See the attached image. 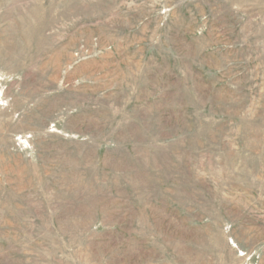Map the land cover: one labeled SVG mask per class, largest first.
<instances>
[{"label":"rangeland","instance_id":"374dc122","mask_svg":"<svg viewBox=\"0 0 264 264\" xmlns=\"http://www.w3.org/2000/svg\"><path fill=\"white\" fill-rule=\"evenodd\" d=\"M0 264H264V0H0Z\"/></svg>","mask_w":264,"mask_h":264}]
</instances>
